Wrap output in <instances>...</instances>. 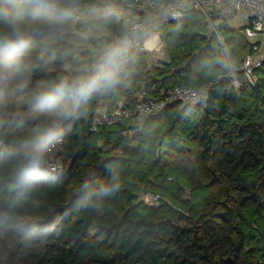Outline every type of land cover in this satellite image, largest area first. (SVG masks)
<instances>
[{
  "label": "trees",
  "instance_id": "trees-1",
  "mask_svg": "<svg viewBox=\"0 0 264 264\" xmlns=\"http://www.w3.org/2000/svg\"><path fill=\"white\" fill-rule=\"evenodd\" d=\"M50 15L29 31L28 47L13 56L19 70L0 88V264H264V64L252 83L241 69L243 27L218 25L230 65L215 31L207 36L205 15L191 9L155 29L167 59L151 64L136 53L117 85L57 118L40 92L91 75L96 58L84 35L90 24ZM97 24L119 29L113 18ZM209 82L200 102H172L141 125L121 119L90 131L104 103L133 107L140 96ZM53 123L65 167L42 165L26 183L25 153ZM113 176L120 187L100 195Z\"/></svg>",
  "mask_w": 264,
  "mask_h": 264
},
{
  "label": "built area",
  "instance_id": "built-area-1",
  "mask_svg": "<svg viewBox=\"0 0 264 264\" xmlns=\"http://www.w3.org/2000/svg\"><path fill=\"white\" fill-rule=\"evenodd\" d=\"M110 7L119 12V19L104 14L105 10ZM191 9H197L205 15L208 27L215 31L222 44L226 60H230V57L218 25L237 19V27H243L242 33L247 39V49L241 69L245 72L246 77L254 83V70L264 64V0H85L77 2L70 19L73 24H90L113 18L119 27L117 33H113L107 26L100 25L98 27L105 30L102 36L111 35L116 38L114 41L116 43L104 45L100 39L101 35H97L100 38H96V44L90 46V50L96 58L95 65L105 49L119 46L120 41L126 35L129 40L130 64L138 52L153 53L156 50H161L160 43L148 45L149 38L156 33L155 29L160 22L180 21L187 17ZM57 14L59 13L57 12ZM225 49L227 54H225ZM233 74V84L235 88H239L241 81L237 77L235 69H233ZM212 85L214 82H209L202 88L178 85L165 92L161 98L153 99L140 96L133 107L125 106L123 101H119L112 107L104 103L96 111L90 131H96L106 124L112 125L121 119H128L134 125H141L148 117L159 113L172 102H200ZM63 143V138L59 137L58 141L50 146L43 165L51 171L63 170L65 167V163L59 155Z\"/></svg>",
  "mask_w": 264,
  "mask_h": 264
},
{
  "label": "clouds",
  "instance_id": "clouds-1",
  "mask_svg": "<svg viewBox=\"0 0 264 264\" xmlns=\"http://www.w3.org/2000/svg\"><path fill=\"white\" fill-rule=\"evenodd\" d=\"M77 2L78 0H68L67 3H61L60 0H0V88L6 87L19 70L14 64L13 56L28 47L29 31L40 27L44 20L50 21L52 13L58 12L61 20L70 18ZM104 14L119 19V12L115 8L106 9ZM42 16L44 20H41ZM130 60L129 40L126 35L119 46L105 49L91 75L62 80L45 89L39 94V103L55 117H66L73 109L86 102L93 93L117 85L121 78L128 74ZM215 62L227 66L224 61ZM58 139L59 133L55 123L34 138V146L25 153V163L21 170L26 183L37 178L50 146ZM119 187V178L113 176L111 182L103 185L99 192L100 195L106 196Z\"/></svg>",
  "mask_w": 264,
  "mask_h": 264
},
{
  "label": "rangeland",
  "instance_id": "rangeland-1",
  "mask_svg": "<svg viewBox=\"0 0 264 264\" xmlns=\"http://www.w3.org/2000/svg\"><path fill=\"white\" fill-rule=\"evenodd\" d=\"M171 25H173V22L164 24L162 27V30L168 29ZM98 26H100V25H98V24L96 25V23L95 24L90 23V27L88 28L87 31L84 32V35H85V38L87 39V44L89 47L92 46L93 44H96V42H97L96 38H100L99 36H97L98 34L101 35V38L103 37L102 35H104L105 30L103 28H99ZM205 32H206L207 36H209L213 32V30H210V29H208V27H206ZM158 35L161 36V32L154 33L153 35H151V37L149 39L155 40V38ZM164 46L165 45L162 44L161 50H156L153 53H147L149 55V62L151 64L158 62L160 59H167V56L165 55V52H164ZM66 67H67V69H70V70H79L82 68L81 65H72V64H67ZM156 197L157 196L152 195V194H143L142 195V199L147 201V202H153Z\"/></svg>",
  "mask_w": 264,
  "mask_h": 264
},
{
  "label": "crops",
  "instance_id": "crops-1",
  "mask_svg": "<svg viewBox=\"0 0 264 264\" xmlns=\"http://www.w3.org/2000/svg\"><path fill=\"white\" fill-rule=\"evenodd\" d=\"M228 23H229L230 26L235 27V28L238 26V25H237V19H236V20L229 21ZM107 37H110V38H111V41H110L109 43H114V41L116 40V38H115V37H114V38L111 37V35H109V36H107ZM101 41H102V39H101ZM102 42H103V41H102ZM115 43H116V42H115ZM115 43H114V44H115ZM148 43H149V41H148ZM156 43H160L161 45L164 44L160 35H158V36L155 38V40H152L151 43H149L148 45L152 46V45H154V44H156ZM104 44H105V43H104ZM95 62H96V61H95ZM95 62H94V65H95ZM93 67H94V66H93ZM141 93L143 94V92H140V94H141Z\"/></svg>",
  "mask_w": 264,
  "mask_h": 264
},
{
  "label": "water",
  "instance_id": "water-1",
  "mask_svg": "<svg viewBox=\"0 0 264 264\" xmlns=\"http://www.w3.org/2000/svg\"><path fill=\"white\" fill-rule=\"evenodd\" d=\"M168 23H170V22H168ZM164 24H167V23H162V22H160L159 23V25L158 26H162V25H164ZM205 25L206 26H208V22H207V20H206V22H205ZM198 57V53H194L192 56H190L189 58H188V60H187V62H186V64H185V67H187L195 58H197ZM229 63H230V65H231V62H230V60H227Z\"/></svg>",
  "mask_w": 264,
  "mask_h": 264
},
{
  "label": "bare ground",
  "instance_id": "bare-ground-1",
  "mask_svg": "<svg viewBox=\"0 0 264 264\" xmlns=\"http://www.w3.org/2000/svg\"><path fill=\"white\" fill-rule=\"evenodd\" d=\"M151 41H152V40H150L149 43H151ZM149 43H148V44H149Z\"/></svg>",
  "mask_w": 264,
  "mask_h": 264
}]
</instances>
